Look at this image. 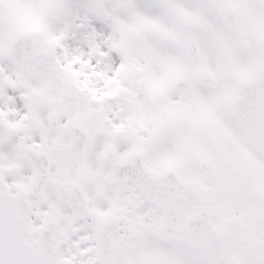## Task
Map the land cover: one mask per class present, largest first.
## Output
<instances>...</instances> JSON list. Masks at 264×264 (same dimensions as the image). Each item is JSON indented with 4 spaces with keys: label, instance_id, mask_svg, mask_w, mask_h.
I'll return each instance as SVG.
<instances>
[{
    "label": "snow or ice",
    "instance_id": "6c2138e0",
    "mask_svg": "<svg viewBox=\"0 0 264 264\" xmlns=\"http://www.w3.org/2000/svg\"><path fill=\"white\" fill-rule=\"evenodd\" d=\"M0 264H264V0H0Z\"/></svg>",
    "mask_w": 264,
    "mask_h": 264
}]
</instances>
